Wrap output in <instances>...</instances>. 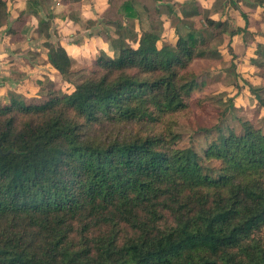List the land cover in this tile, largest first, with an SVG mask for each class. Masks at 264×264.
Here are the masks:
<instances>
[{
	"label": "trees",
	"instance_id": "16d2710c",
	"mask_svg": "<svg viewBox=\"0 0 264 264\" xmlns=\"http://www.w3.org/2000/svg\"><path fill=\"white\" fill-rule=\"evenodd\" d=\"M124 8L132 17V2ZM10 16V0H0V31H13ZM189 25L172 43L154 28L138 43L121 36L73 92L0 108V264H264L262 129H204L218 133L204 157L217 169L176 146L197 84L192 65L210 44ZM208 25L215 37L228 28ZM241 32L227 44L234 60ZM47 57L70 72L64 47L49 46ZM17 113L28 118L21 126ZM140 123L151 131L123 129Z\"/></svg>",
	"mask_w": 264,
	"mask_h": 264
},
{
	"label": "rangeland",
	"instance_id": "374dc122",
	"mask_svg": "<svg viewBox=\"0 0 264 264\" xmlns=\"http://www.w3.org/2000/svg\"><path fill=\"white\" fill-rule=\"evenodd\" d=\"M104 1L39 0V3L35 4L32 0H12V17L16 18L22 11L34 15V19L15 25V21L9 18L8 24L14 25V32L25 27L28 42L39 40L33 43L34 46L28 44L24 49L23 53L27 52L30 58L26 59L27 67L15 70L11 75L8 73L6 86L12 90H3L4 93L0 94V108L15 100L26 106L43 105L54 93H71L76 86L93 76L100 56H114L109 54V50L114 51L120 47L121 37L118 38L119 33H115V27L107 30L108 26L102 23V12L96 6L103 9ZM92 9L98 16L97 20H93ZM42 20L46 21V24L39 26ZM156 29L158 34L162 33L161 25ZM128 32L127 29L123 32L126 37ZM202 34L210 38L209 52L204 58L195 60L192 65L197 84L191 96L188 116L182 118L175 128V133L180 136L176 146L194 149L203 159L205 166L217 169V162L206 161L204 157L209 144L217 138L218 133L216 130L207 133L204 129L219 127L224 134H228L231 129L240 134L243 131V123L249 122L264 132V105L257 98L259 96L264 102V32L256 34L255 28L252 27V32L249 31L241 37L237 45L239 54H236L235 60L227 52V38L215 37L212 31H203ZM99 36L105 37L106 43L103 47L98 43ZM43 44L46 47L45 50L42 48L43 55L49 50V46L53 49L63 44L71 47L70 72L60 73L46 56L43 60L41 53L33 51V47ZM36 56L40 58L38 63L42 64L32 66L29 60L33 61V64L37 63L32 58ZM30 76L39 78L32 80ZM20 82L24 87L17 92L15 89ZM16 119L17 125L21 126L28 118L17 113ZM149 128L148 124L144 123L123 127L124 131L130 134L141 135L148 134L151 131ZM256 238H264V228L256 234Z\"/></svg>",
	"mask_w": 264,
	"mask_h": 264
},
{
	"label": "crops",
	"instance_id": "0c3cea01",
	"mask_svg": "<svg viewBox=\"0 0 264 264\" xmlns=\"http://www.w3.org/2000/svg\"><path fill=\"white\" fill-rule=\"evenodd\" d=\"M128 1L132 2V17H129L128 11L124 8V5ZM102 4L105 6L103 9L99 6H96V8L102 12L100 18L102 19V23L106 25V27L108 26L107 30L115 27L117 30L115 33H119L117 34L118 38L122 36L127 41H135L136 43H138L143 31L154 28L157 33L156 28L159 25H161L162 33L157 34L161 37L163 42L168 43L174 42L177 37V32L182 36H186L190 26L189 24L200 31L201 34L203 31L213 32V29L208 25V20H212L215 22H226L228 24L227 30L220 36L223 39L227 38V44L231 38L232 31L238 28L243 29V32L235 35L231 43L234 53L239 54L237 51L238 41L249 31L252 32V27L255 28L256 34H259L260 31L264 32V6H261L256 0H105ZM156 9L160 10L157 15H155ZM10 11L11 21H15L19 15L23 13L21 11L16 18L12 17L14 11L12 0H10ZM93 13V20H97L98 16L94 10ZM243 14H245L246 17H244ZM24 15L26 17L23 22L24 24L34 19V15L28 12L24 13ZM113 18L115 20H113ZM8 25L9 27L12 26L10 24ZM126 29L129 31L127 37L123 33ZM202 36L206 39H210L204 34H202ZM22 37L26 38L25 27L16 32L6 30V28L0 31V79L2 80L0 83V94H2V92L4 93L3 90H5V92H7L8 89L12 90L6 86L8 73L11 75L15 70L27 67L26 59L28 58V54L27 52L23 53L25 51L24 49L26 46H29L28 44L36 43V41L39 40L36 39L28 42L27 38L21 40ZM98 43L103 47L106 43L105 37L99 36ZM32 46H34V44ZM62 47H64L69 54L71 47L65 44H63ZM42 48L45 50L46 47L44 44L43 46L33 47V51L35 53H41L40 57H42L43 60L44 56H46L48 60V50H46V54L43 55ZM227 52H229L228 46ZM109 54L114 55L115 50H109ZM25 55L26 57H24ZM32 58L37 62L33 64V61L29 60L32 66L42 64L38 63L40 58L37 56L36 58ZM30 78L33 80L39 78V76H30ZM22 87H24L23 83L19 84L15 91L20 92Z\"/></svg>",
	"mask_w": 264,
	"mask_h": 264
}]
</instances>
